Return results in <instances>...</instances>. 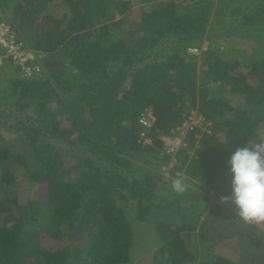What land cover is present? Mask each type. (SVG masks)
Here are the masks:
<instances>
[{"label": "trees", "instance_id": "16d2710c", "mask_svg": "<svg viewBox=\"0 0 264 264\" xmlns=\"http://www.w3.org/2000/svg\"><path fill=\"white\" fill-rule=\"evenodd\" d=\"M142 5L130 37L113 42L124 19L114 22L108 0H0V21L43 55L30 81L9 60L0 67L12 73L0 91V264H147L140 232L155 212L165 219L150 264H264V223L222 203L231 152L264 141V0H129L118 12ZM205 41L199 64L188 49ZM146 110L151 146L139 143ZM192 112L203 126L163 155L160 138ZM172 161V177L213 195L202 212L161 195L170 180L144 166Z\"/></svg>", "mask_w": 264, "mask_h": 264}, {"label": "rangeland", "instance_id": "374dc122", "mask_svg": "<svg viewBox=\"0 0 264 264\" xmlns=\"http://www.w3.org/2000/svg\"><path fill=\"white\" fill-rule=\"evenodd\" d=\"M128 1L129 0H108V4H109L110 8L112 9L111 12L114 16L113 17L114 22L120 21L121 18L124 19V20H122L121 28H118V29L111 32V38L109 40H112L113 42H117L119 39L129 38L131 31L136 29L138 21L141 17V13H142L141 7H145L146 9L148 8V5L147 6L146 5L133 6L131 8H127V11L125 12L124 15L120 14L118 12L119 4L125 3ZM181 3H182V1L178 2V4H181ZM145 8H143V9H145ZM132 35H133V33H132ZM97 36L98 35H96L95 38ZM219 41L222 44L221 46H224L223 48H221L222 49L221 55L225 56L229 53V48L226 45L225 41L222 40V38H220ZM232 41H233V45L235 46V49L238 48V43H240L241 41L238 40L237 38L236 39L233 38ZM113 42H109V43H113ZM173 43H174V40L171 41L169 46L173 45ZM165 46H166V43L160 42L158 49L162 50ZM208 46H209L208 41H205L201 47V50H197V49L195 50L194 48L190 47L188 49V54L197 56L198 57V63L201 64V62L204 59L206 60V58L202 59V53H203V51H206L208 49ZM240 48L243 49V45L240 46ZM61 49L62 48H60L58 50L59 53L62 52V51H60ZM236 55H238L240 57V59L248 57V55H246V54L242 55L240 53H237ZM234 56H235V54H234ZM65 60L66 59H64V61ZM152 60H153V57L149 60V62ZM162 61H164V59L161 57L160 62H162ZM66 68H67V71L69 73L74 72V69H75L73 67H66ZM11 77H12V73H9L7 70H0V91H2L3 89H10ZM200 138H201V136H197L198 140ZM191 154H192V152H191ZM138 164L142 165V163H140V162ZM144 166L147 168V172H152L153 174L156 172V173H158L157 176H162V177L166 178V180H170L171 182L177 178L183 179V181L186 185V191L184 193H182V194L176 193L172 187V183H170V181H169V184L167 185L168 190H165V189L163 190L162 185L159 187V190H160L159 193H161V195L163 194V195L176 196L177 198H180L183 196V197L187 198L189 206L192 208V210H195L197 212H202L201 206L203 205V202L205 204V207H207V205L209 206V204H211V202H209V201L212 200L213 195H210L208 202L204 201V198L207 197V195H205L201 191L202 189H201V185H200V182L198 179H188L187 177L184 176L183 172H177L174 177L171 176V169L174 166L173 161H172V164H170L168 167L164 166V167H161V169H159L157 167H147L146 165H144ZM158 179H160V178L158 177ZM32 193H34V190H32ZM174 209H176V208H174ZM174 209L166 212L167 213L166 217L171 222H174V221L177 222V220H176L177 216L173 213ZM207 211H208V209H206L205 212L203 213L204 217L206 216ZM154 214H155V218H153L150 223L145 225V227H144L145 229L140 232V236L144 242V245H142V248L140 250V251H142L140 255H142V256L144 255L143 258L146 259L147 264H150L152 252L157 249V246L154 245V241L156 239H158V237L156 238V235H155V223H156V221H159L160 219H165V216H161L160 213L155 212ZM204 217L200 218V220H199L200 223H201V221H203ZM154 238H156V239L154 240ZM147 239H148V241H152L153 245L150 244L149 249H147V251L145 252ZM196 241H197V238H196ZM198 252L200 254V247H198ZM143 258H141V259H143Z\"/></svg>", "mask_w": 264, "mask_h": 264}, {"label": "clouds", "instance_id": "9594fccd", "mask_svg": "<svg viewBox=\"0 0 264 264\" xmlns=\"http://www.w3.org/2000/svg\"><path fill=\"white\" fill-rule=\"evenodd\" d=\"M6 61H3V65ZM228 167L230 195L223 197L222 203L232 205L244 222L264 223V141H250L244 147L235 148L230 154ZM172 187L178 194L186 191L182 178L173 180Z\"/></svg>", "mask_w": 264, "mask_h": 264}, {"label": "built area", "instance_id": "2783aa9c", "mask_svg": "<svg viewBox=\"0 0 264 264\" xmlns=\"http://www.w3.org/2000/svg\"><path fill=\"white\" fill-rule=\"evenodd\" d=\"M37 53L26 46L10 24L0 21V66L3 65L4 60H10L13 66L18 68L21 79L30 81L40 76L43 72V55L41 56ZM155 121L156 118L153 112L147 110L138 119V124L141 128L139 143L143 146H151L153 144L150 131ZM199 126H203V119L192 112L181 125L172 131V136L167 135L160 138L164 145L162 154L174 158L178 150L187 147L185 143L187 134Z\"/></svg>", "mask_w": 264, "mask_h": 264}, {"label": "crops", "instance_id": "0c3cea01", "mask_svg": "<svg viewBox=\"0 0 264 264\" xmlns=\"http://www.w3.org/2000/svg\"><path fill=\"white\" fill-rule=\"evenodd\" d=\"M143 6V5H142ZM141 8H143V7H141Z\"/></svg>", "mask_w": 264, "mask_h": 264}]
</instances>
